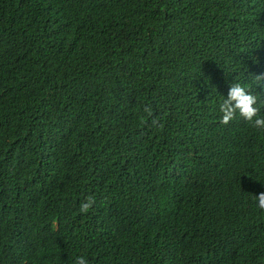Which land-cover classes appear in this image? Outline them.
<instances>
[{"label": "trees", "instance_id": "1", "mask_svg": "<svg viewBox=\"0 0 264 264\" xmlns=\"http://www.w3.org/2000/svg\"><path fill=\"white\" fill-rule=\"evenodd\" d=\"M0 35V264H264V213L200 183L237 131L224 76L264 72V0H0Z\"/></svg>", "mask_w": 264, "mask_h": 264}, {"label": "clouds", "instance_id": "2", "mask_svg": "<svg viewBox=\"0 0 264 264\" xmlns=\"http://www.w3.org/2000/svg\"><path fill=\"white\" fill-rule=\"evenodd\" d=\"M4 39L5 35H0V42ZM57 39L63 51L74 59V49L81 38L64 35L57 36ZM255 50L264 61V38L256 44ZM249 55L252 56L253 62L257 61L258 58L251 52ZM0 78L7 81L1 71ZM219 90L221 91L217 99L218 120L222 124L235 126L237 131L235 136L222 135L220 149L224 162L213 167L211 173L200 176V183L203 187H208L221 179L223 183L229 185V196L236 203L256 206L264 213V72H248L247 79L224 76V84L222 82ZM235 175L238 182L231 185ZM37 192L43 191L37 186H31L24 198L26 196L32 198ZM24 198L23 210L27 207ZM92 203L91 197L82 200L80 211H87ZM250 238V235L230 234L223 244L224 254L229 257L239 244L247 243ZM261 243L264 245V237ZM71 264H89V261L83 255H76L72 258Z\"/></svg>", "mask_w": 264, "mask_h": 264}]
</instances>
